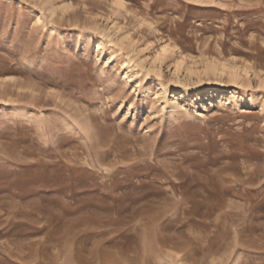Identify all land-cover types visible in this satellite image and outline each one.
<instances>
[{"label": "rangeland", "instance_id": "1", "mask_svg": "<svg viewBox=\"0 0 264 264\" xmlns=\"http://www.w3.org/2000/svg\"><path fill=\"white\" fill-rule=\"evenodd\" d=\"M0 264H264V0H0Z\"/></svg>", "mask_w": 264, "mask_h": 264}, {"label": "bare ground", "instance_id": "2", "mask_svg": "<svg viewBox=\"0 0 264 264\" xmlns=\"http://www.w3.org/2000/svg\"><path fill=\"white\" fill-rule=\"evenodd\" d=\"M118 3L120 4V2L118 1ZM52 8V7H51ZM39 19H42V18H39ZM127 36H129V35H127ZM126 36V37H127ZM162 48H163V50H164V52L165 53H169V52H174V49L169 45V44H165V45H163L162 46ZM222 64V63H221ZM179 65V64H178ZM223 65V64H222ZM177 67H179V66H177ZM222 67V66H221ZM225 67V66H224ZM224 69V68H223ZM238 69H235V68H232L231 69V73L232 74H237L238 73V71H237ZM250 73V70L249 69H245V74H249ZM210 93H213V91L212 92H210ZM225 95V94H224ZM228 96V95H227ZM223 99V98H222ZM221 99V100H222ZM213 102V101H212Z\"/></svg>", "mask_w": 264, "mask_h": 264}]
</instances>
